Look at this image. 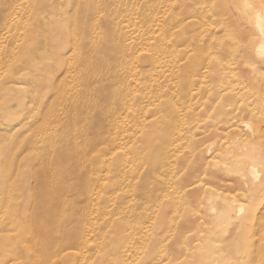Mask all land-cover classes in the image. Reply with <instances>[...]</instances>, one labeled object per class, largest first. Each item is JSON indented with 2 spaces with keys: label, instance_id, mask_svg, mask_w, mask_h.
Segmentation results:
<instances>
[{
  "label": "rangeland",
  "instance_id": "obj_1",
  "mask_svg": "<svg viewBox=\"0 0 264 264\" xmlns=\"http://www.w3.org/2000/svg\"><path fill=\"white\" fill-rule=\"evenodd\" d=\"M253 12L0 0V264H115L120 216L124 264H264V195L227 181L264 179Z\"/></svg>",
  "mask_w": 264,
  "mask_h": 264
},
{
  "label": "bare ground",
  "instance_id": "obj_2",
  "mask_svg": "<svg viewBox=\"0 0 264 264\" xmlns=\"http://www.w3.org/2000/svg\"><path fill=\"white\" fill-rule=\"evenodd\" d=\"M264 1V0H263ZM244 2H245V4L246 5H248V6H250L251 8H253V11H255V12H253L254 13V22L253 23H250L249 24V26L252 24V30H253V32H255V33H257L258 34V36H260V45H259V49H260V54H261V56H263L262 54H264V23H263V21H264V5L262 6V4L264 3V2H261L260 4H261V7H260V9L259 8H257L256 7V3H258V2H256L255 0H252V2L250 3V2H248V0H244ZM259 4V3H258ZM236 5H238V4H236ZM259 6V5H258ZM246 7V6H245ZM257 8V9H256ZM246 13H247V11H246ZM245 13V14H246ZM246 16V15H245ZM244 16V17H245ZM247 17V16H246ZM152 18V17H151ZM155 18V17H154ZM149 19V18H148ZM252 19V18H251ZM252 21V20H251ZM250 22V21H249ZM245 24H247V23H245ZM132 26V25H131ZM147 40H150V39H147ZM146 41V40H145ZM160 41V40H159ZM157 42V41H156ZM157 45V44H156ZM143 46V45H142ZM145 46H147V45H145ZM154 46H155V44H154ZM159 46V45H158ZM148 47V46H147ZM152 48H155V47H153V45H152ZM151 47H150V50L152 49ZM149 49V48H148ZM154 50V49H153ZM258 50V49H257ZM148 51V50H147ZM154 52H156V51H154ZM151 53V52H150ZM153 53H151L150 55H152ZM259 54V55H260ZM135 56H136V54H135ZM143 56V55H142ZM145 56V55H144ZM148 56H149V54H148ZM155 56V55H154ZM147 57V56H146ZM160 58V57H159ZM158 59V58H157ZM163 60V59H162ZM168 60V59H167ZM166 60V61H167ZM168 62H170L169 60H168ZM166 63V62H165ZM164 65L165 64H163V67H164ZM166 66V65H165ZM170 66V65H169ZM139 68V67H138ZM169 68V67H168ZM194 70V69H193ZM177 72H179V71H177ZM175 73L176 75H174V77L175 78H180V80H181V77L179 76V74L178 73ZM196 71H194V72H192V73H195ZM140 73V72H139ZM143 73V72H142ZM191 73V74H192ZM158 74V73H157ZM164 74V73H163ZM193 75V74H192ZM188 76V75H187ZM136 77V74H135V76H134V78ZM190 77H191V75H190ZM138 78V77H137ZM222 79V78H221ZM179 80V81H180ZM185 80V79H184ZM186 80H187V78H186ZM185 80V81H186ZM193 80V79H192ZM208 81V80H207ZM221 81H223V79L221 80ZM186 83V82H185ZM185 83H183V82H181L180 81V85H185ZM192 82H190V84H191ZM186 84H188V83H186ZM192 85H193V83H192ZM188 86V85H187ZM180 87V89H182V88H184V87H182L181 88V86H179ZM194 87V86H193ZM191 88V87H190ZM189 88V89H190ZM190 90H193V89H190ZM194 90L195 91H197L195 88H194ZM194 90H193V92H194ZM137 91V86L135 87V89L133 90V97H132V99L133 100H135V92ZM180 91V90H179ZM184 91H188V88H186V89H184ZM184 91H182L181 92V94H183L182 96H184V94L186 93V92H184ZM184 92V93H183ZM188 93V92H187ZM191 93V92H190ZM189 94V93H188ZM194 93H192V95H193ZM191 95V96H192ZM184 97H187V95L186 96H184ZM193 97V96H192ZM188 98H191V97H188ZM143 121V120H142ZM250 125V124H249ZM143 126V125H142ZM147 129V128H146ZM250 130V129H249ZM237 136V135H236ZM254 137H256V136H254ZM212 150V149H211ZM238 151V150H237ZM236 152V151H235ZM69 153V152H68ZM251 159H253V157L251 158ZM254 162H256V161H254ZM253 162V163H254ZM250 166H251V170H252V177H253V180H252V182H247L244 178H235V177H233V178H230L229 180H227V181H230V182H233L234 184H236V185H239V186H243V187H246L248 190H250L252 193H255L256 191L257 192H259L261 195H264V179L263 180H259V174L257 173V171H256V167H255V165L254 164H250ZM182 180L183 181H185L184 179H181V182H180V189H186V188H190L192 185H193V181H192V179H187L186 178V180L187 181H185L186 182V185H184L183 184V182H182ZM184 182V183H185ZM205 185V184H204ZM166 188H168V190L169 191H166L165 193H167L168 192V195L169 194H171V196H173L172 195V193H175V195L177 194V188H176V185L174 184V186H173V181H172V184L169 182L168 183V187H166ZM170 189L171 190H174V192H171L170 193ZM191 189V188H190ZM218 190V189H217ZM54 193V192H53ZM55 194V193H54ZM97 194V193H96ZM171 196H168V197H171ZM253 196V195H252ZM167 197V198H168ZM251 199V198H250ZM169 200V199H168ZM61 201V200H60ZM169 201H172V200H169ZM130 203H133V205L132 206H134L135 204H136V200L134 201V200H131L130 201ZM47 204V202H45V204H42V207H44L45 205ZM165 204V203H164ZM163 204V205H164ZM173 204L175 205V207H174V212H176V211H180V210H177L178 209V206H179V204H180V199L179 198H177L176 196H174V198H173ZM48 205V204H47ZM62 205H64L63 203H62ZM184 205V204H183ZM60 206V205H59ZM165 206H168L167 204L165 205ZM42 207L40 208V210H42V211H44V209H42ZM52 207H53V209H54V212H56L57 210H56V206L54 207V203L53 204H51V205H49L48 206V211H49V213H50V211L52 210ZM62 207V206H61ZM161 207H164V206H161ZM171 208H173V206L171 207ZM46 209V210H47ZM165 209H170V206L168 207V208H165ZM170 210H172V209H170ZM242 210H243V208L240 206V208H239V210L237 211V213L238 214H241V212H242ZM168 210H166V212H167ZM199 211V210H198ZM39 212V211H38ZM132 212V211H131ZM168 212H170V211H168ZM167 212V213H168ZM201 212V211H200ZM166 216H168V215H166L165 214V219H166ZM54 217V216H53ZM57 217V216H56ZM203 217V216H202ZM250 217H252V214H249V216L247 217V219H249ZM257 217H258V215H257ZM55 218V217H54ZM53 218V219H54ZM120 218H121V216L118 218V221H116L117 222V225H116V228H115V237H116V239H117V243H116V241H115V247H114V252H115V255L117 256L116 257V261H115V264H124L123 263V260H122V258L124 257L123 256V254L124 253H126L125 251H122V248H123V242H121L122 240L120 239V237H121V235H123V230L125 229H127L128 230V227H127V225H125V227L126 228H124V229H122V227H121V225H120ZM51 219H52V217H51ZM262 219V218H261ZM58 220H59V218H58ZM200 220V219H199ZM257 220V219H256ZM120 221V222H119ZM123 222V221H122ZM36 234V233H35ZM41 234V233H40ZM79 243V242H78ZM262 248V247H261ZM35 250V249H34ZM260 250V249H259ZM46 252H48V251H46ZM59 253V252H58ZM123 253V254H122ZM120 254H122V256H120ZM150 255V254H149ZM50 258V257H49ZM43 259V258H42ZM50 260V259H49ZM40 262V261H39ZM216 264V263H215Z\"/></svg>",
  "mask_w": 264,
  "mask_h": 264
}]
</instances>
